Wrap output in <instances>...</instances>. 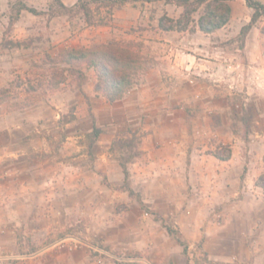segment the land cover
<instances>
[{"label":"crops","instance_id":"0c3cea01","mask_svg":"<svg viewBox=\"0 0 264 264\" xmlns=\"http://www.w3.org/2000/svg\"><path fill=\"white\" fill-rule=\"evenodd\" d=\"M5 1L8 4L12 0ZM20 1L37 10L42 9L43 0ZM240 1L245 3V0ZM258 1L264 4V0ZM60 2L71 8L78 0ZM229 6L232 14L233 6ZM26 13L22 10L12 25L16 28L14 39L24 40L30 34L31 30L22 21ZM140 15V9L126 3L114 9L112 23L108 26L85 24L82 29H76L71 26V21L53 25L50 45L68 49L89 47L109 40L119 42L125 30L138 22ZM57 18L61 17H54V21ZM62 30L73 34V37L61 41L58 37ZM255 30L258 31L253 28L246 38L244 47L247 49L252 47L249 37ZM261 62L264 69V56ZM250 69L258 71L254 66ZM87 75H90L92 83L84 91L89 95L91 108L96 114L95 124L102 129L91 150L94 158L91 166L59 158L71 156L76 148L83 149V146L75 145L77 140L84 138L83 135L66 136L65 140L71 146L65 148L64 155L59 157L55 156L56 152L45 148L44 134L30 139L26 149L8 146L0 149V254L4 255L0 256V264H22L26 258L45 251L39 250L34 255L27 253L33 244H39L45 237L54 238L52 248L62 241L75 240L73 234L65 235L63 239L56 235L71 225L74 215L80 210L86 213V231L93 230L95 226L96 230L106 232L107 240L109 235L113 239L114 236L125 239L155 235L157 222L143 215L141 206L157 209L156 200L148 197L149 187L156 182L163 184V188L165 183L167 188L170 187L162 196L164 204L174 207L172 214L188 222L183 224L182 234H186L187 241H202V250L209 260L264 264V198L254 199L253 196L260 189L256 181L264 173V135L256 134L259 139L251 138L248 143L233 134L221 138L225 141L223 145H229L230 157L220 161L212 155L209 147L210 139H216V129L210 127L206 118L198 120V138L195 137L197 140L194 142L182 107L165 110L167 104L159 68L147 71L140 86L113 104L93 94V71L88 70ZM38 108L45 109L44 105ZM198 108H203L204 113L208 110L204 105ZM107 109L108 116L102 115ZM29 110L24 109L20 116L10 113L0 118V132L7 134L13 130V120H18L22 126L33 124L35 120H29L27 115ZM260 117L264 124V114ZM58 118L59 115L55 117ZM42 119L44 121L45 117ZM90 128L88 133L92 124ZM128 129L139 131L140 155L126 165L128 177L125 180L120 165L112 159L110 148L114 139L126 136ZM256 146L261 148L255 149ZM42 151L47 155L37 154ZM101 174L106 175L110 187L102 182ZM124 183L133 194H139L140 200L127 191L114 189V186ZM190 189L196 191L194 196L189 193ZM216 205L225 208V222H229L231 230L237 222L244 230L237 233L234 230L225 236L221 228L217 230L216 225H210L212 221L207 218L206 207ZM183 206L186 208L182 210ZM121 208L122 211L117 213L116 210ZM185 210L190 214L187 215ZM189 221L195 222L192 228ZM88 248L95 247L89 244ZM69 259V264H76L75 258Z\"/></svg>","mask_w":264,"mask_h":264},{"label":"rangeland","instance_id":"374dc122","mask_svg":"<svg viewBox=\"0 0 264 264\" xmlns=\"http://www.w3.org/2000/svg\"><path fill=\"white\" fill-rule=\"evenodd\" d=\"M45 2L47 3L44 5ZM20 3H22L20 0H12L6 4L5 0H0V93L5 88L9 89L8 96L0 100V118L10 113H13V116H20L24 109H30L28 118L35 121L29 126H22L18 120H13L11 123L13 130L7 134L4 131L0 132V149L4 146L26 149L30 139L43 137L44 134L45 148L56 152L55 156L59 157L64 155L65 148L71 146L67 144L66 136L83 135L84 138L75 143L76 147L83 146V149L76 148L71 156L59 158L65 162L91 166L94 158L92 153L88 154L87 135L93 124L91 113L93 115L94 113L90 97L88 105L79 91L80 87L84 90L92 83L90 75H87L90 69L82 67V76L79 77L67 73L65 81L57 89H53L49 84L54 82L55 72L62 66L43 63L46 54L55 58L59 52L65 50L50 45L53 25H64L66 21H71L72 27L82 29L86 24L84 15L81 10L75 9L71 14L59 16L56 14L58 9L55 1L43 0L42 9H36L40 12L39 15L27 12L26 17L22 18L24 25H27L31 31L26 39L19 40L14 39L13 32L16 28L12 25L15 21L11 23L10 20L14 16V8ZM127 3L134 4L140 9L141 15L133 27L125 30L119 43L130 42L134 48H139L151 61L147 71L159 68L164 83L163 97L166 98L167 104L165 110L182 107V113H185L189 120V135L193 137L194 142L198 138L200 118L201 120L206 118L210 127L216 129V139H210L209 142L212 154L215 151L222 155L230 154L229 145L222 144L225 141L221 138L226 136L232 134L240 136L248 143L256 134L264 135V124L260 120V116L264 114V69L261 62V57L264 56V40L260 31L263 19L254 27L258 31L255 30L249 37L252 47L247 49L244 44L248 35L243 44L238 37L240 29L249 22L252 12L244 1L228 0V4L233 6L230 21L222 29L211 34H204L198 29L197 21L202 14V7L192 14L187 29L178 32L160 29L159 20L163 16L177 20L182 16L183 8L162 1L127 0ZM94 7V4H90L92 10ZM93 14L98 16L96 13ZM104 14L103 8L99 16ZM54 17L61 18L54 21ZM59 34L58 39L61 41L73 37V34L63 30ZM17 41L25 42V47H12L11 43ZM252 66L258 68V71H251ZM146 72L132 89L142 84ZM27 77L30 78L31 83L26 82ZM31 88L35 91H31ZM32 102L33 105L20 108V105ZM39 105H44L46 110L38 108ZM202 105L206 106L207 112L204 113L203 108L202 110L198 108ZM57 106L59 107L56 108ZM108 114V109L102 113L104 116ZM57 115L59 118L55 119ZM42 117H45L44 121ZM138 132L128 129L125 137L120 136L113 140L115 143L112 142L110 148L112 159L119 165L120 163L128 165L140 155ZM34 143L38 144V141ZM37 154H43V157L47 155L43 151ZM74 157L76 159L71 161L70 159ZM101 177L102 182L110 187L106 175L101 174ZM262 177L263 179H260ZM162 185L156 182L148 189V197L156 200L157 209L150 210L143 204L141 206L142 214L157 222L155 235L125 239L115 236L113 239L109 235L107 240L106 232L96 230L95 226L92 227L93 230L86 231V215H84L86 213L80 210L74 215L71 225L63 228L62 232L56 235L63 239L65 235L73 234L75 240L62 241L52 248L54 238L45 237L39 244H33L27 253L34 255L39 250L45 251L26 258L22 264H69V257L71 260L75 258L76 264H243L209 260L202 250V241H187L184 236L186 234H182L181 228L183 229L185 227L183 224L188 222L172 214L174 207L164 204V194L170 187L167 188L166 183L164 188ZM256 185L260 189L253 193L254 199L264 198V173L257 179ZM122 186L124 184L114 186V189L127 191ZM190 188L192 189V186ZM191 189L189 193L194 196L196 191ZM130 196L140 200L139 194L134 193ZM195 206L197 208V205ZM185 208L183 206L182 210ZM189 210H185L187 215L190 214ZM224 210L225 208L219 205L206 207L207 218L212 221L210 225H216L217 230L221 228L225 236H229L231 231L234 233V230L236 233L239 230L243 231V226L238 222L231 230L229 222H225ZM120 211L122 208L116 210L117 213ZM194 223L189 221V227L192 228L191 225ZM32 242L35 243L34 240ZM89 244L95 248H88ZM0 256L4 255L0 254Z\"/></svg>","mask_w":264,"mask_h":264},{"label":"trees","instance_id":"16d2710c","mask_svg":"<svg viewBox=\"0 0 264 264\" xmlns=\"http://www.w3.org/2000/svg\"><path fill=\"white\" fill-rule=\"evenodd\" d=\"M57 6V15L71 14L75 9L82 11L87 26H108L112 22V15L115 8L123 6L127 0H78L76 6L68 8L64 6L59 0H54ZM146 2L162 1L166 4H173L183 8L182 16L173 20L163 16L159 20V27L164 31H185L191 16L198 8L202 9L197 26L204 34H211L228 24L231 18V8L228 0H145ZM90 4H94V10L90 8ZM246 6L252 11L249 22L244 25L239 32L238 37L243 44L245 37L249 32L257 26L263 19L264 21V4L258 0H245ZM105 9L104 16H99L100 10ZM25 10L33 15H39L36 9L28 7L20 3L14 8V16L10 22L16 21L20 12ZM93 13H96V17ZM260 31L264 40V22L260 27ZM264 44V42H263ZM25 42L17 41L11 43L14 48L25 47ZM46 60L44 64H51L52 66H62L54 74V82L49 84L53 89H57L65 81L67 73L82 76V67L92 69L94 72L93 92L96 97H100L108 104H113L123 99L126 94L136 86L141 76L150 68V59L145 56L139 48H134L130 42H116L109 40L105 43H96L89 47L65 49L59 52L55 58L49 54L45 55ZM26 82L31 83L30 78H26ZM31 91H35L31 88ZM79 91L84 96L85 101L89 105V96L80 87ZM9 89L1 90L0 100L8 96ZM33 105L32 103H25L20 105V108H26ZM93 121L92 130L87 135L88 138V154L90 155L94 143L97 141L99 135L102 133L101 128L95 124L94 115L91 113ZM115 143V142H113ZM220 161L229 159L230 154L222 155L218 152L212 154ZM125 180H127L128 172L126 165L120 163ZM260 179H263L260 178ZM130 195L133 192L124 186Z\"/></svg>","mask_w":264,"mask_h":264}]
</instances>
